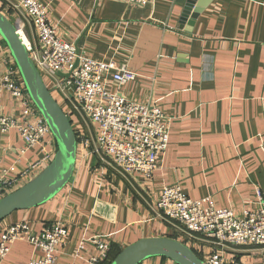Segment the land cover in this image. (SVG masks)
Listing matches in <instances>:
<instances>
[{
    "label": "crops",
    "instance_id": "1",
    "mask_svg": "<svg viewBox=\"0 0 264 264\" xmlns=\"http://www.w3.org/2000/svg\"><path fill=\"white\" fill-rule=\"evenodd\" d=\"M38 2L62 40L80 54L125 64L137 74L120 92L132 101L155 104L170 119L168 146L150 180L118 173L94 156L81 160L78 153L72 178L55 198L14 212L0 228L25 222L39 234L61 219L66 245L56 253L55 264H86L96 254L88 241L92 237H103L120 250L141 239H173L178 230L154 208L166 186L178 184L193 200L210 197L216 209L237 216L258 208L256 190L264 197V0H196L193 10L200 11L192 27L189 19L180 24L185 0H153L143 7L115 0ZM7 6L0 0L4 16L21 19ZM24 25L35 43L31 26ZM8 56L0 38V73ZM111 85L107 88L113 90ZM52 96L68 113L59 94ZM19 112L0 89V113L17 117ZM70 122L75 133L92 136L91 127L76 116ZM23 148L15 131L0 135V176L16 178L41 159L40 146L21 154ZM185 245L201 260L211 252L199 239ZM231 253L252 264L247 252ZM41 258L32 245L16 242L2 264ZM141 264L175 263L156 257Z\"/></svg>",
    "mask_w": 264,
    "mask_h": 264
},
{
    "label": "built area",
    "instance_id": "2",
    "mask_svg": "<svg viewBox=\"0 0 264 264\" xmlns=\"http://www.w3.org/2000/svg\"><path fill=\"white\" fill-rule=\"evenodd\" d=\"M4 1L8 10L21 18L8 17L13 18L18 35L25 38L29 58L48 89L58 93L70 109L66 113L69 120L76 116L92 129V136L81 131L75 133L81 160L94 156L118 173L152 179L158 160L168 146L170 119L155 104L138 103L121 94L120 89L134 81L137 74L125 64L97 61L80 54L74 44L62 40L49 23L45 6L38 0ZM115 1L143 7L153 0ZM24 22L31 26L35 43L28 39ZM109 83L113 90L107 88ZM0 89L6 91L20 109L17 117L0 113V135L15 131L24 146L21 154L34 146H40L43 151L41 159L18 177L0 176L2 199L35 178L51 162L56 144L11 56L5 60L0 73ZM255 194L258 208L237 216L228 209H216L210 197L198 200L187 197L181 187L174 184L162 188L154 208L161 220L190 241L199 239L211 247V252L202 260L204 263L246 264L231 252H247L248 255L264 252V197L258 189ZM66 235L67 228L61 219L44 226L39 234H34L25 222L4 225L0 228V264L16 242L28 243L41 253V259L27 264H55L56 253L66 245ZM102 238L88 239L96 254L86 258V264H102L106 260L111 243ZM81 244L83 246L84 242Z\"/></svg>",
    "mask_w": 264,
    "mask_h": 264
},
{
    "label": "water",
    "instance_id": "3",
    "mask_svg": "<svg viewBox=\"0 0 264 264\" xmlns=\"http://www.w3.org/2000/svg\"><path fill=\"white\" fill-rule=\"evenodd\" d=\"M195 3L196 0H185L180 17L181 25L189 19L188 25L193 26V21L200 11V7L193 10ZM186 31L190 32L189 29ZM0 38L6 45L29 97L42 115L56 144L53 159L35 178L0 199L1 223L14 212L47 203L66 187L75 170L77 141L68 116L54 99L29 58L16 25L1 12ZM156 257L169 259L175 264H206L191 248L167 238L141 239L122 249L110 264H141Z\"/></svg>",
    "mask_w": 264,
    "mask_h": 264
},
{
    "label": "trees",
    "instance_id": "4",
    "mask_svg": "<svg viewBox=\"0 0 264 264\" xmlns=\"http://www.w3.org/2000/svg\"><path fill=\"white\" fill-rule=\"evenodd\" d=\"M1 12V11H0ZM175 232L177 233V235H174V237H172V240H176L181 243H183L185 245L186 241H190L186 236H184L183 234L179 233L178 231L175 230ZM120 249H116L114 247V245L110 244V251L107 255L106 260L102 263V264H110L115 258L116 256L120 253ZM194 253L198 256V254L194 251ZM199 257V256H198ZM200 258V257H199Z\"/></svg>",
    "mask_w": 264,
    "mask_h": 264
},
{
    "label": "rangeland",
    "instance_id": "5",
    "mask_svg": "<svg viewBox=\"0 0 264 264\" xmlns=\"http://www.w3.org/2000/svg\"><path fill=\"white\" fill-rule=\"evenodd\" d=\"M248 257L251 258V263L255 264L257 262L262 261V259H264V252L263 253H259V254H255V255H248Z\"/></svg>",
    "mask_w": 264,
    "mask_h": 264
},
{
    "label": "bare ground",
    "instance_id": "6",
    "mask_svg": "<svg viewBox=\"0 0 264 264\" xmlns=\"http://www.w3.org/2000/svg\"><path fill=\"white\" fill-rule=\"evenodd\" d=\"M21 37H22V39H23V42L26 44V40H25V38L22 36V34H21Z\"/></svg>",
    "mask_w": 264,
    "mask_h": 264
}]
</instances>
